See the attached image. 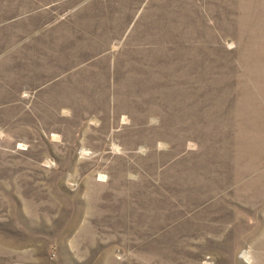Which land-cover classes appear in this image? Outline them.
I'll list each match as a JSON object with an SVG mask.
<instances>
[{
	"label": "rangeland",
	"instance_id": "obj_1",
	"mask_svg": "<svg viewBox=\"0 0 264 264\" xmlns=\"http://www.w3.org/2000/svg\"><path fill=\"white\" fill-rule=\"evenodd\" d=\"M0 264H264V0H0Z\"/></svg>",
	"mask_w": 264,
	"mask_h": 264
}]
</instances>
